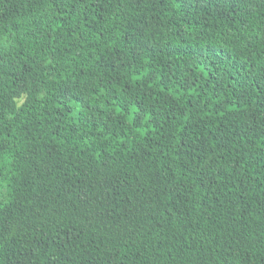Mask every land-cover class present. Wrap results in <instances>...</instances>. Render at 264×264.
<instances>
[{"label": "trees", "instance_id": "obj_1", "mask_svg": "<svg viewBox=\"0 0 264 264\" xmlns=\"http://www.w3.org/2000/svg\"><path fill=\"white\" fill-rule=\"evenodd\" d=\"M0 264H264V0H0Z\"/></svg>", "mask_w": 264, "mask_h": 264}]
</instances>
